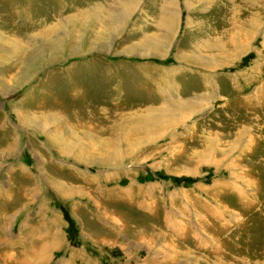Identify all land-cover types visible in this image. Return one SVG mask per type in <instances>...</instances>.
Wrapping results in <instances>:
<instances>
[{"label": "rangeland", "instance_id": "1", "mask_svg": "<svg viewBox=\"0 0 264 264\" xmlns=\"http://www.w3.org/2000/svg\"><path fill=\"white\" fill-rule=\"evenodd\" d=\"M169 2L0 0L2 264L50 203L64 248L44 264H264V12L235 54L224 5ZM51 35L58 54L33 50ZM151 59L155 77L124 68Z\"/></svg>", "mask_w": 264, "mask_h": 264}, {"label": "crops", "instance_id": "2", "mask_svg": "<svg viewBox=\"0 0 264 264\" xmlns=\"http://www.w3.org/2000/svg\"><path fill=\"white\" fill-rule=\"evenodd\" d=\"M78 0H74L75 5H78L83 7L84 4L89 6L91 4H95L98 3L99 0H80L79 4L77 2ZM96 1V2H93ZM102 1V0H101ZM103 1H111V0H103ZM143 64L142 67L140 66V62L138 61H134L135 63L128 64V67L124 68H133L132 70H130L132 72L133 76H145V77H155V73L157 72L161 67L156 64V62L154 61V59L148 60L147 62H145V60H143ZM144 63H146L144 65ZM169 68L166 67V70H164V68L162 69V71H160V74L162 72H166L167 75H163L164 77L160 80V87L162 88L163 84L165 85L168 81L173 80L171 75H168L169 72H172ZM124 71H126L124 69ZM171 77V78H170ZM204 78V76L202 77ZM206 79V80H205ZM205 79L203 80L204 82L202 83V85L206 84L207 86H210V81H209V76L206 75ZM165 80V82H163ZM174 81V80H173ZM175 82V81H174ZM176 83V88L178 87V82ZM158 85V83H153L152 86H156ZM201 85V86H202ZM156 90V87H154ZM159 88L158 90H156L158 93L162 91V89ZM192 90L193 89H200V85L198 82L193 83L191 86ZM178 89V88H177ZM209 90V89H208ZM203 92V91H201ZM177 93V91H176ZM180 93V91H179ZM178 93V94H179ZM192 94H196V92H193ZM64 173V172H63ZM67 175V174H66ZM76 177V176H73ZM75 179V178H73ZM82 179V183H83V178ZM86 180H91V179H86ZM62 181V180H60ZM71 184V183H69ZM45 210L46 212H49V214H53V218L51 219L49 225H51V228H47L45 227V229L41 230V228H39L38 230H34V228L32 227L31 231H30V236L29 240L31 239V243L30 245H27V251H25V248H23L22 250L25 251L26 255H28L29 259H28V264H44V260H46V257H49V254H55L58 250L63 249L64 248V244L62 243L63 240V226L60 224V222L58 221V217H60L61 213H59L60 211H58L53 205L52 203L45 205ZM44 210V209H43ZM43 212V211H41ZM42 217L41 214L38 215V217ZM37 218V217H36ZM0 220H1V216H0ZM37 220V219H36ZM46 222V221H45ZM37 224V222H34ZM59 223V224H58ZM0 226H2V224H0ZM49 227V226H48ZM47 228V229H46ZM50 230L51 233H47L46 231ZM2 247V248H1ZM3 247L2 245H0V259H1V255L3 254ZM24 247V246H23ZM21 250L20 253H12V251L10 250H5V251H9L10 255H11V260H14L13 262H11V264H19L18 259L19 257H23V251ZM46 258V259H45ZM52 259V258H51ZM66 263V262H65ZM0 264H2V262L0 261Z\"/></svg>", "mask_w": 264, "mask_h": 264}, {"label": "bare ground", "instance_id": "3", "mask_svg": "<svg viewBox=\"0 0 264 264\" xmlns=\"http://www.w3.org/2000/svg\"><path fill=\"white\" fill-rule=\"evenodd\" d=\"M189 1H192L195 4H197L201 0H188V2ZM212 1H213V4L214 3H220V4L224 5L225 7L222 8V10H223V13L225 15V18L228 17L227 15L230 13L229 14L230 20L233 19L235 21L234 23L237 24V25L234 24L235 28L229 27V28L233 29V31H234L232 33L229 32L230 30L228 27H226V25H225V27H223V29H222L223 31L219 28H215V32L218 34V37L216 36L215 38L218 39V38L224 37L226 39L227 44H235L236 45V50L234 51L235 54L242 52L244 49L247 48L246 45L249 42V39H251V32L253 31V28H256V26H257V28L259 26H261L260 24L262 23L261 22L262 19L260 16V12L261 11L264 12V0H257V1L256 0H225L224 2H219V0H212ZM169 3L170 4H169L168 13H169V11L172 12L173 10L176 9L175 3L173 2V0H170ZM177 3H178V1H177ZM254 3L257 4L256 8L258 10L256 9V12L253 11V9H252V7L254 8V6L256 5ZM242 4H244L243 6L246 7V9H247V5H249L250 9H248V11H249L248 15H244L241 19L239 15H240V11H242V8H243V7L241 8ZM163 14L164 13L161 11L162 16H163ZM165 20L170 26H174L176 24L177 14L173 15V17H172V15H169V16H167V18H165ZM164 21H163V23H164ZM226 22L228 23V20H226L225 23ZM222 23H224V22H222ZM158 24H160V23H158ZM109 31L110 30H108V32ZM44 36L47 37V35H44ZM64 40H65V38L59 37L55 41V35L54 36L51 35L48 37V39L45 42L40 43L39 47L36 46L35 48H33V50L35 52H38V51H40V47L45 48V49L48 48V49L52 50L53 52H55V54L56 53L58 54L59 53L58 50L60 51L62 46L65 43ZM33 50H30V52ZM135 50H137V51L139 50L138 47H136L135 45L128 47V51L135 52ZM263 90H264L263 88H262V90L259 89L258 92L256 93V96L259 100H261V101L263 100V102H264ZM261 101H257V102L260 103ZM7 257L11 258V255L10 254L8 256L6 255V258ZM24 262H26L25 258L22 259V262L20 264H25Z\"/></svg>", "mask_w": 264, "mask_h": 264}]
</instances>
